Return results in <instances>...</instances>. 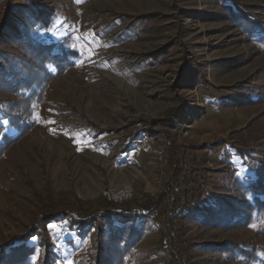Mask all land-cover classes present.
Listing matches in <instances>:
<instances>
[{"label":"rangeland","instance_id":"1","mask_svg":"<svg viewBox=\"0 0 264 264\" xmlns=\"http://www.w3.org/2000/svg\"><path fill=\"white\" fill-rule=\"evenodd\" d=\"M235 1L264 23V0ZM45 2L58 16L47 36H41L53 41L68 36L82 56L50 83L44 103L35 107V127L0 161V243L23 235L36 213V195L45 189L85 201L130 186L132 198L108 201L114 204L159 192L172 177L167 154L152 138L128 143L126 127L134 120L165 118L183 106L167 127L180 144L229 140L208 156L210 182L246 172L236 149L247 147L261 157L264 102H249L250 92L240 87L249 83L254 92H264L262 34H243L224 13L221 0ZM2 13L0 3V24ZM255 127L263 129L261 137L252 132ZM113 130L118 131L107 132ZM186 227L191 246L183 260L232 264L221 260L214 247L253 237L264 223L236 231L191 221ZM48 230L56 264H73L91 247L90 230L79 233L60 225ZM160 245L158 230L144 234L136 247L145 256L142 264H172Z\"/></svg>","mask_w":264,"mask_h":264},{"label":"trees","instance_id":"2","mask_svg":"<svg viewBox=\"0 0 264 264\" xmlns=\"http://www.w3.org/2000/svg\"><path fill=\"white\" fill-rule=\"evenodd\" d=\"M223 1L221 7L230 21L250 38L262 34L260 40L264 43V23L246 12L250 7L235 0ZM0 3L3 8L0 24L1 161L7 151L35 127V107L44 103L50 83L66 74L82 55L68 36L58 41L46 37L58 13L45 0H0ZM189 68L188 65L186 72ZM250 88L249 83L240 87L250 92L249 102H264V92L258 94ZM183 110L182 106L161 119L134 120L126 127L130 135L128 143L140 144L143 138H152L166 152L172 177L159 192L145 193L131 203L114 204L101 196L84 201L70 192L54 196L45 189L36 195V213L23 235L0 243V264H56L49 225H60L79 233L92 232L90 249L84 258L73 264H142L145 256L136 247L146 232L155 230L160 234L162 254L172 264H189L188 257L182 259V255L189 254L191 246L185 238L186 222L226 231L264 223V152L258 158L252 156L247 147L236 149L246 172L242 175L232 172L210 182L208 175L212 170L207 165L208 156L230 144L229 140L180 144L167 127L174 124ZM252 132L258 137L263 135L260 127ZM161 208H164L163 217L159 214ZM214 249L227 263L264 264V227L256 230L253 237L223 243ZM35 257L37 261L33 263Z\"/></svg>","mask_w":264,"mask_h":264},{"label":"built area","instance_id":"3","mask_svg":"<svg viewBox=\"0 0 264 264\" xmlns=\"http://www.w3.org/2000/svg\"><path fill=\"white\" fill-rule=\"evenodd\" d=\"M103 197L106 198L107 201H113L115 203L123 202L132 198V190L130 186H125L119 191L108 189L107 191H104Z\"/></svg>","mask_w":264,"mask_h":264}]
</instances>
